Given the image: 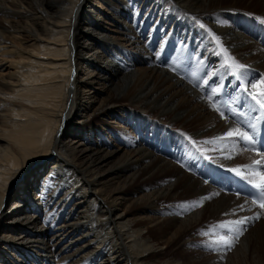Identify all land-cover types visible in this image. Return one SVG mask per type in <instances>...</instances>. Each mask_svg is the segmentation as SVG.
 Listing matches in <instances>:
<instances>
[{
  "label": "bare ground",
  "instance_id": "6f19581e",
  "mask_svg": "<svg viewBox=\"0 0 264 264\" xmlns=\"http://www.w3.org/2000/svg\"><path fill=\"white\" fill-rule=\"evenodd\" d=\"M262 21L264 0H0V264H264V208L217 185L264 176L226 137L261 121Z\"/></svg>",
  "mask_w": 264,
  "mask_h": 264
},
{
  "label": "snow or ice",
  "instance_id": "6c2138e0",
  "mask_svg": "<svg viewBox=\"0 0 264 264\" xmlns=\"http://www.w3.org/2000/svg\"><path fill=\"white\" fill-rule=\"evenodd\" d=\"M264 22V21H262ZM219 43V41H217ZM233 66L236 67L238 70L242 69L244 66L237 64L233 61ZM257 87L260 88L259 92H255L254 90L257 89ZM246 92H248V94L250 95L251 99L255 102L256 105L259 106L260 109L264 110V79H261L259 82V86L255 83H252L251 81H249V86L246 87L244 89ZM218 110V109H217ZM250 127H252L253 129L255 128V125H250ZM227 138H233V137H239L241 140L253 144L254 143V139L251 135L248 134V132L246 131H241L240 129H233L232 131H229L226 134ZM264 163V160H257L256 164L260 165ZM237 172V175H243V173H241L238 169L235 170ZM260 183L255 184V187L257 189H260V207L264 208V176H260ZM253 203H256V201H253ZM246 219L244 220H237L234 223L235 224H244L246 223ZM214 227H220V228H228L229 231H231V227L228 224H220L218 226H214ZM205 235H208V233H205ZM214 243L217 244H222L228 247H231L232 245V241L225 237V236H220L216 241H214Z\"/></svg>",
  "mask_w": 264,
  "mask_h": 264
},
{
  "label": "rangeland",
  "instance_id": "374dc122",
  "mask_svg": "<svg viewBox=\"0 0 264 264\" xmlns=\"http://www.w3.org/2000/svg\"><path fill=\"white\" fill-rule=\"evenodd\" d=\"M61 5H62V3H61ZM63 6V5H62ZM180 130V129H179Z\"/></svg>",
  "mask_w": 264,
  "mask_h": 264
}]
</instances>
